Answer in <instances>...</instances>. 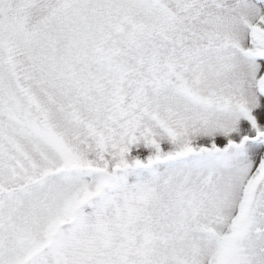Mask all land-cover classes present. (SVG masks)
Listing matches in <instances>:
<instances>
[{
	"label": "snow or ice",
	"instance_id": "obj_1",
	"mask_svg": "<svg viewBox=\"0 0 264 264\" xmlns=\"http://www.w3.org/2000/svg\"><path fill=\"white\" fill-rule=\"evenodd\" d=\"M0 264H264V0H0Z\"/></svg>",
	"mask_w": 264,
	"mask_h": 264
}]
</instances>
